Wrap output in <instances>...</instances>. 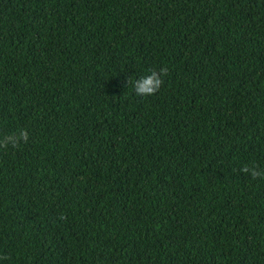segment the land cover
Returning <instances> with one entry per match:
<instances>
[{
	"label": "trees",
	"instance_id": "obj_1",
	"mask_svg": "<svg viewBox=\"0 0 264 264\" xmlns=\"http://www.w3.org/2000/svg\"><path fill=\"white\" fill-rule=\"evenodd\" d=\"M21 129L0 264H264L240 171L264 170V0H0V142Z\"/></svg>",
	"mask_w": 264,
	"mask_h": 264
},
{
	"label": "clouds",
	"instance_id": "obj_2",
	"mask_svg": "<svg viewBox=\"0 0 264 264\" xmlns=\"http://www.w3.org/2000/svg\"><path fill=\"white\" fill-rule=\"evenodd\" d=\"M168 75L166 67L160 71H152L146 76H142L134 81V90L137 96H152L155 95L164 84V77ZM128 83H132L130 80ZM29 140L27 130L21 129L18 136H9L6 142H0V149H7L9 145L12 148H19L22 144H26ZM241 172L249 175L253 180L264 179V170L258 171L256 166L249 167L245 165L240 169ZM63 219V216L61 217Z\"/></svg>",
	"mask_w": 264,
	"mask_h": 264
}]
</instances>
